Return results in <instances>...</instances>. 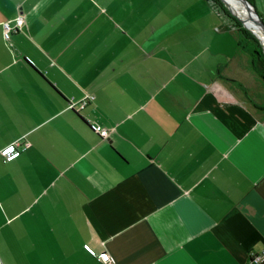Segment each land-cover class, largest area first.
Instances as JSON below:
<instances>
[{"label":"crops","instance_id":"obj_1","mask_svg":"<svg viewBox=\"0 0 264 264\" xmlns=\"http://www.w3.org/2000/svg\"><path fill=\"white\" fill-rule=\"evenodd\" d=\"M240 38L206 0H0L3 263L103 264L88 245L117 264H252L264 79Z\"/></svg>","mask_w":264,"mask_h":264},{"label":"built area","instance_id":"obj_2","mask_svg":"<svg viewBox=\"0 0 264 264\" xmlns=\"http://www.w3.org/2000/svg\"><path fill=\"white\" fill-rule=\"evenodd\" d=\"M25 23V17L23 15L17 17L14 20H9L4 23V35L7 40H10L12 37L13 32L18 31L22 28ZM94 100L93 95L85 96L79 103L74 101L70 102V107L76 108V105L79 104L80 108H84L89 102ZM92 129L99 133L103 137L109 136L110 129L101 123L92 122L91 123ZM29 147L28 142H24L22 140H18L7 147H5L1 154L4 156L5 161H9L12 158L16 157L19 153L26 150ZM86 248L95 256H97L103 264H117L115 258L108 252H100L97 253L93 248L90 246H86ZM251 263L252 264H259L264 261V251L262 252H253L251 253ZM0 264H4L1 257H0Z\"/></svg>","mask_w":264,"mask_h":264},{"label":"trees","instance_id":"obj_3","mask_svg":"<svg viewBox=\"0 0 264 264\" xmlns=\"http://www.w3.org/2000/svg\"><path fill=\"white\" fill-rule=\"evenodd\" d=\"M206 1L218 14L225 28L237 29L240 32L241 47L251 54L256 70L264 79V48L260 40L254 33H252L247 27H245L244 24L235 15L231 13V11L225 6L222 0ZM249 1H251L255 5L254 0ZM262 17L264 19V16Z\"/></svg>","mask_w":264,"mask_h":264},{"label":"bare ground","instance_id":"obj_4","mask_svg":"<svg viewBox=\"0 0 264 264\" xmlns=\"http://www.w3.org/2000/svg\"><path fill=\"white\" fill-rule=\"evenodd\" d=\"M227 2L233 10L237 9L240 11L239 15L246 21L247 24L251 25L250 26L251 28L253 29L255 28L254 32L261 38L264 44V29L259 24V22L255 18H253V12L247 6L245 1L244 0H227Z\"/></svg>","mask_w":264,"mask_h":264},{"label":"water","instance_id":"obj_5","mask_svg":"<svg viewBox=\"0 0 264 264\" xmlns=\"http://www.w3.org/2000/svg\"><path fill=\"white\" fill-rule=\"evenodd\" d=\"M223 1V3L225 4V6L231 11V13L233 14V15H235L243 24H244V26L245 27H247L248 29H250L248 26H247V24H246V21L243 19V18H241L240 16H239V14L235 11V10H233L232 8H231V6L228 4V2L226 1V0H222ZM245 1V3L247 4V6L251 9V11L253 12V18H255L258 22H259V24L262 26V28L264 29V19H263V17L261 16V14L259 13V11H258V9H257V7L251 2V1H249V0H244ZM256 36H257V38L261 41V43H262V40H261V38L252 30V29H250Z\"/></svg>","mask_w":264,"mask_h":264},{"label":"rangeland","instance_id":"obj_6","mask_svg":"<svg viewBox=\"0 0 264 264\" xmlns=\"http://www.w3.org/2000/svg\"><path fill=\"white\" fill-rule=\"evenodd\" d=\"M226 1H227V0H226ZM234 10L239 14V12H240L239 10H237V9H234ZM239 16H240V15H239ZM240 17H241V16H240ZM241 18H242V17H241ZM246 24H247V23H246ZM247 26L250 27L251 25L247 24ZM250 28H251V27H250ZM251 29H252L253 31H255V30H254L255 28H254V29L251 28ZM249 30H250V29H249ZM250 31H251V30H250ZM251 32H252V31H251ZM252 33H253V32H252ZM260 42H261V41H260ZM262 45H263V48H264V44H263V42H262Z\"/></svg>","mask_w":264,"mask_h":264}]
</instances>
